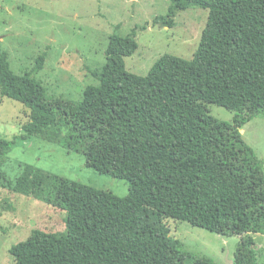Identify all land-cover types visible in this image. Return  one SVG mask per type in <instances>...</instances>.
<instances>
[{"label": "trees", "instance_id": "obj_1", "mask_svg": "<svg viewBox=\"0 0 264 264\" xmlns=\"http://www.w3.org/2000/svg\"><path fill=\"white\" fill-rule=\"evenodd\" d=\"M196 6L210 13L193 59L166 54L146 76L131 73L125 57L138 41L116 32L80 101L48 94L34 76L43 55L16 73L0 40V94L30 109L20 137L64 128L59 142L87 166L130 182L121 198L27 166L15 191L64 210L66 229H34L12 247L13 264H216L186 252L166 218L240 236L233 264H257L264 164L241 130L264 113V0H172L170 16ZM211 103L235 111L233 121ZM15 143L0 139V186Z\"/></svg>", "mask_w": 264, "mask_h": 264}, {"label": "rangeland", "instance_id": "obj_2", "mask_svg": "<svg viewBox=\"0 0 264 264\" xmlns=\"http://www.w3.org/2000/svg\"><path fill=\"white\" fill-rule=\"evenodd\" d=\"M171 6L172 0H0V40L16 73L32 71L43 55V68L34 76L48 94L80 101L88 86L99 83L91 71L106 64L110 37L116 32L135 34L138 41L136 52L125 57L131 73L146 76L166 54L193 59L210 12L196 6L170 16ZM208 108L219 119L233 121L236 116L216 103ZM29 121L30 109L24 103L0 94V139H16L2 168L0 264L14 263L12 247L28 239L34 229L54 233L66 229L64 210L15 191L27 166L121 198L130 192L128 180L87 166L83 153L60 143L64 128H52L47 138H21ZM241 132L264 164V113L247 122ZM165 221L186 252L216 264H233L240 236H226L174 218ZM253 235L257 264H264V233Z\"/></svg>", "mask_w": 264, "mask_h": 264}]
</instances>
